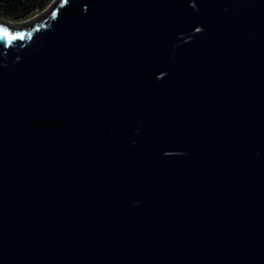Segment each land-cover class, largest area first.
Returning <instances> with one entry per match:
<instances>
[{"label":"water","instance_id":"obj_1","mask_svg":"<svg viewBox=\"0 0 264 264\" xmlns=\"http://www.w3.org/2000/svg\"><path fill=\"white\" fill-rule=\"evenodd\" d=\"M45 10L0 20V264H264V0Z\"/></svg>","mask_w":264,"mask_h":264},{"label":"trees","instance_id":"obj_2","mask_svg":"<svg viewBox=\"0 0 264 264\" xmlns=\"http://www.w3.org/2000/svg\"><path fill=\"white\" fill-rule=\"evenodd\" d=\"M53 0H0V20L22 22L44 11Z\"/></svg>","mask_w":264,"mask_h":264},{"label":"snow or ice","instance_id":"obj_3","mask_svg":"<svg viewBox=\"0 0 264 264\" xmlns=\"http://www.w3.org/2000/svg\"><path fill=\"white\" fill-rule=\"evenodd\" d=\"M0 34H3V35H5V36H8V39H14V37H12V36H9L8 35V33H6V32H3V30L2 29H0Z\"/></svg>","mask_w":264,"mask_h":264},{"label":"rangeland","instance_id":"obj_4","mask_svg":"<svg viewBox=\"0 0 264 264\" xmlns=\"http://www.w3.org/2000/svg\"><path fill=\"white\" fill-rule=\"evenodd\" d=\"M46 11V10H45ZM44 12L42 11L41 13H39L37 16L35 15V16H33V17H31L30 19L31 20H34V19H36V18H38L39 16H41L42 14H43ZM22 22H24V21H22Z\"/></svg>","mask_w":264,"mask_h":264}]
</instances>
